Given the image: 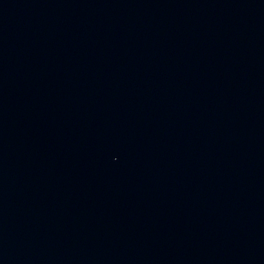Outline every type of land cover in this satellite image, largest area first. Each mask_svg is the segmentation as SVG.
I'll return each instance as SVG.
<instances>
[{
    "label": "water",
    "instance_id": "1",
    "mask_svg": "<svg viewBox=\"0 0 264 264\" xmlns=\"http://www.w3.org/2000/svg\"><path fill=\"white\" fill-rule=\"evenodd\" d=\"M0 264H264V0H0Z\"/></svg>",
    "mask_w": 264,
    "mask_h": 264
}]
</instances>
